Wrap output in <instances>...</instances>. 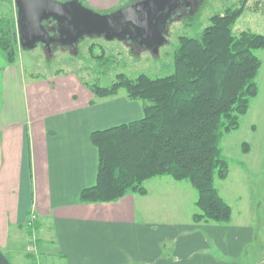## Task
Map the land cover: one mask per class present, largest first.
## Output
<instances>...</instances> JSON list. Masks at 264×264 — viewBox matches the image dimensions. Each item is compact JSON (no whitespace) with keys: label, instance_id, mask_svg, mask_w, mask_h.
Returning a JSON list of instances; mask_svg holds the SVG:
<instances>
[{"label":"crops","instance_id":"0c3cea01","mask_svg":"<svg viewBox=\"0 0 264 264\" xmlns=\"http://www.w3.org/2000/svg\"><path fill=\"white\" fill-rule=\"evenodd\" d=\"M84 2L110 13L129 0ZM15 64L0 55L2 252L17 264H242L258 239L254 220L233 215L228 224L195 223L197 195L193 202L187 182L157 177L145 196L81 203L99 168L92 133L141 119L143 106L124 95L97 98L73 73L28 77ZM34 243L36 254L28 250Z\"/></svg>","mask_w":264,"mask_h":264},{"label":"trees","instance_id":"16d2710c","mask_svg":"<svg viewBox=\"0 0 264 264\" xmlns=\"http://www.w3.org/2000/svg\"><path fill=\"white\" fill-rule=\"evenodd\" d=\"M248 2L213 15L199 35L181 37L173 54L174 73L121 74L111 86L88 85L98 98L124 89L129 100L142 101L143 117L92 133L99 168L96 183L80 194L82 203H116L129 193L145 196L147 181L169 176L197 192L195 223L231 222L232 207L216 185L230 171L221 140L239 128L240 116L259 94L257 52L264 49V35L234 32ZM16 32L15 16L0 20V55L9 64L18 61L22 49Z\"/></svg>","mask_w":264,"mask_h":264},{"label":"rangeland","instance_id":"374dc122","mask_svg":"<svg viewBox=\"0 0 264 264\" xmlns=\"http://www.w3.org/2000/svg\"><path fill=\"white\" fill-rule=\"evenodd\" d=\"M195 1L194 9L179 13L169 22L167 43L161 46L156 54L139 47L131 48L123 41L88 37L81 40L75 52L66 47H58L54 49L55 52L49 53L40 45L32 50L22 48L15 65L25 67L26 75L35 78H49L56 72L73 73L88 91H91L88 85L111 86L118 81L121 74L129 78H136L143 73L152 77L168 76L174 73L173 54L181 37L199 35L211 24L213 15L223 13L228 8L239 7L242 0ZM13 3L11 0H0V20L13 15ZM244 31L264 35V0H249L246 11L234 28L236 34ZM90 46H94L93 52L90 51ZM104 54L105 58H98ZM257 55L262 61L256 80L259 94L252 99L249 111L240 116L239 128L223 134L221 149L229 162L230 171L227 179H216L221 196L233 209L234 219L245 218V222L250 216L252 221L254 220V226H257L258 239L246 249L240 260L242 264H264V49L258 51ZM119 95L127 97L124 89L119 90ZM139 102L142 105V101ZM196 195L197 192L193 190V202ZM180 200L178 203L183 206L186 199L181 197ZM186 206L189 207V199ZM194 209V212H197V207L194 208L192 204V210ZM35 222L36 220L33 226ZM29 248L31 249V245ZM3 253L11 264H17L7 251ZM24 262L32 264L27 259Z\"/></svg>","mask_w":264,"mask_h":264},{"label":"water","instance_id":"95a60500","mask_svg":"<svg viewBox=\"0 0 264 264\" xmlns=\"http://www.w3.org/2000/svg\"><path fill=\"white\" fill-rule=\"evenodd\" d=\"M14 1L17 8L15 38L23 49L32 50L41 45L49 53L58 47L77 50L81 40L98 37L107 41L138 40L144 49L155 54L167 43L168 24L178 12L180 2L136 0L113 12L100 13L79 0ZM0 264H11L2 251Z\"/></svg>","mask_w":264,"mask_h":264},{"label":"flooded vegetation","instance_id":"af4514ba","mask_svg":"<svg viewBox=\"0 0 264 264\" xmlns=\"http://www.w3.org/2000/svg\"><path fill=\"white\" fill-rule=\"evenodd\" d=\"M188 4H190V5L187 6ZM195 4H196V1L194 2V0H180L178 12L174 15V17L178 16L179 13H184L186 11H190V10L194 9ZM49 27H52V26H49ZM123 42L125 43L126 46H130L131 48H134V47L138 48L139 47L141 49H144V47L140 45V42L138 40H134V41H128L127 40V41H123ZM66 48H68V50H71L72 52H75V50H76L75 47H66Z\"/></svg>","mask_w":264,"mask_h":264},{"label":"built area","instance_id":"2783aa9c","mask_svg":"<svg viewBox=\"0 0 264 264\" xmlns=\"http://www.w3.org/2000/svg\"><path fill=\"white\" fill-rule=\"evenodd\" d=\"M36 220V216L35 215H32V218L31 220L29 221V226L32 227L33 226V223L34 221ZM33 232H35V229H31ZM33 238H34V234H33ZM35 241V240H34ZM31 253H37V248H36V245L35 243L33 245H31V249L29 248L28 249Z\"/></svg>","mask_w":264,"mask_h":264}]
</instances>
